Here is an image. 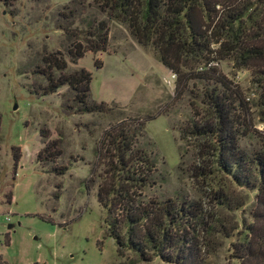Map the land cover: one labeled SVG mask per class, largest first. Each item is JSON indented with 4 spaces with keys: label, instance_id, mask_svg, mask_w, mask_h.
Here are the masks:
<instances>
[{
    "label": "rangeland",
    "instance_id": "obj_1",
    "mask_svg": "<svg viewBox=\"0 0 264 264\" xmlns=\"http://www.w3.org/2000/svg\"><path fill=\"white\" fill-rule=\"evenodd\" d=\"M99 21L107 28L104 51L70 61L69 45ZM55 53L65 63L59 74H89L86 101L101 105V111L76 113L65 86L41 94V59ZM199 68L206 73L201 78L216 77L242 102L239 150L248 158L264 154V80L228 59ZM174 85V75L151 49L136 44L92 0H0V264H173L140 261L126 250L117 254L96 201L97 187L110 180L105 135L120 128L136 131L137 123L142 127L134 148L152 162L138 199L194 202L210 227L202 234L200 264H239L230 245L260 210L259 194L215 170L195 177L199 151L191 141H179L178 129L200 123L206 113L202 94L211 85L204 79ZM52 141L59 155L52 161L43 160L44 154L37 158ZM13 149L19 156L15 167Z\"/></svg>",
    "mask_w": 264,
    "mask_h": 264
},
{
    "label": "trees",
    "instance_id": "obj_2",
    "mask_svg": "<svg viewBox=\"0 0 264 264\" xmlns=\"http://www.w3.org/2000/svg\"><path fill=\"white\" fill-rule=\"evenodd\" d=\"M4 1V0H2ZM105 9L108 17L125 27L130 37L141 47H149L155 60L175 77L174 89L188 80H206L211 85L202 94L206 110L200 123L190 121L178 129L179 141H191L197 146V162L192 167L197 176L222 172L239 187H249L259 194L260 210L252 215L240 237L230 245L231 256L239 264H264V154L248 158L237 145L238 127L243 122L241 100L224 84L213 78H201L205 71L199 65L228 59L237 69H248L264 80V28L260 26V0H92ZM107 28L103 21L87 25L77 35L81 41L67 49L70 61L84 53L103 52ZM39 74L45 80L41 94L54 93L65 86L72 92L71 105L76 113H96L101 105L87 103L89 74L83 70L71 75L59 74L65 63L60 54L42 57ZM207 70H212L208 67ZM53 72L57 76H53ZM218 86V87H217ZM221 89L223 91H221ZM264 110V103L262 104ZM264 115V113H263ZM136 131L120 128L107 133V173L110 180L97 187L96 201L105 211V232L115 246L133 253L138 260L152 258L163 263L200 264L205 245L202 234L204 217L199 206L185 200L161 202L138 199L147 185V173L152 167L141 149L134 148ZM139 130V131H138ZM138 131V132H137ZM129 132V133H128ZM135 133H137L135 135ZM45 138V133H40ZM55 142L43 145L37 153L52 161L59 155ZM11 154L15 167L18 154ZM203 155H202V154ZM208 155L210 162H204ZM207 164V165H206ZM61 174V172H55ZM219 199L223 198L221 192ZM263 198V199H261ZM223 202V199L221 200ZM217 199V205H222Z\"/></svg>",
    "mask_w": 264,
    "mask_h": 264
},
{
    "label": "water",
    "instance_id": "obj_3",
    "mask_svg": "<svg viewBox=\"0 0 264 264\" xmlns=\"http://www.w3.org/2000/svg\"><path fill=\"white\" fill-rule=\"evenodd\" d=\"M14 109H15V106L13 105V106H12V110H14Z\"/></svg>",
    "mask_w": 264,
    "mask_h": 264
}]
</instances>
